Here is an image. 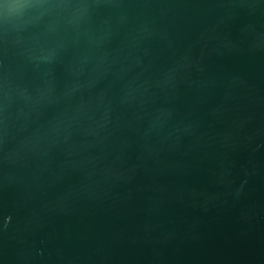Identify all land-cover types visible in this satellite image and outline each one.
I'll return each instance as SVG.
<instances>
[{"label":"water","instance_id":"water-1","mask_svg":"<svg viewBox=\"0 0 264 264\" xmlns=\"http://www.w3.org/2000/svg\"><path fill=\"white\" fill-rule=\"evenodd\" d=\"M0 264H264V0H0Z\"/></svg>","mask_w":264,"mask_h":264}]
</instances>
